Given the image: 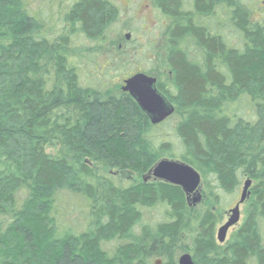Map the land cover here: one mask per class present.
<instances>
[{"label": "trees", "instance_id": "16d2710c", "mask_svg": "<svg viewBox=\"0 0 264 264\" xmlns=\"http://www.w3.org/2000/svg\"><path fill=\"white\" fill-rule=\"evenodd\" d=\"M152 5L167 24L157 90L174 108L156 126L121 90L152 76L135 61L153 45L123 41L112 0L48 20L0 0V264H264V25L243 0ZM85 60L121 83L82 84ZM169 122L175 143L158 133ZM162 159L200 175L197 205L149 176ZM246 180L243 221L218 246L221 198Z\"/></svg>", "mask_w": 264, "mask_h": 264}, {"label": "rangeland", "instance_id": "374dc122", "mask_svg": "<svg viewBox=\"0 0 264 264\" xmlns=\"http://www.w3.org/2000/svg\"><path fill=\"white\" fill-rule=\"evenodd\" d=\"M72 0H28L33 11L37 10L41 12L44 16L45 20H48L49 17L53 18L54 15H57L59 18L62 17V14L67 10L68 4ZM114 4L120 10V20L118 22V26L122 27L121 37L123 41L129 43L133 41V45H137L140 49L141 46L144 48L143 52L148 51L149 48H146V42H150L149 44L153 47L150 48L152 52L146 53L143 57V60L135 61L140 64L138 69H148V73L154 76L156 75L157 80H165L166 74L161 66V61L158 56L161 57L163 41L160 38L161 32L166 27V22L162 19V17L158 14L155 8L152 5V0H112ZM247 5L250 6V9L254 11V19L252 21H258L264 25V0H243ZM129 36L128 40L126 36ZM232 45L236 46L238 42V38L235 33L229 35ZM118 41V40H117ZM117 43V42H116ZM149 45V46H150ZM119 47L125 48L127 47L125 43H121ZM130 47H128L129 49ZM156 51V56L153 57V52ZM85 70L82 74V84L89 85H97V80H100L103 86L117 85L121 83V79L117 73H111L108 78H103L104 69L102 68V64L98 63H90L85 60ZM173 122H169L166 125L158 126V133L162 140H169L171 142L176 141V138L172 132ZM47 153L55 154L56 149L53 147H47ZM243 183L238 190L237 194L234 196H229L226 198H221V204L219 205L217 210L218 214L222 218V225L227 221L229 216V211L234 208L236 203L238 202L239 196L241 194ZM202 187V186H201ZM193 198V196H191ZM191 205L195 206L197 204H193L191 201ZM243 205L240 207V220L238 225L242 223L243 220ZM150 216H156L153 213L149 214ZM73 215H70V218ZM238 225L232 227L227 232V238L229 235L235 231ZM217 230V228H216ZM226 238V239H227ZM156 259H153L150 263L154 264Z\"/></svg>", "mask_w": 264, "mask_h": 264}, {"label": "water", "instance_id": "95a60500", "mask_svg": "<svg viewBox=\"0 0 264 264\" xmlns=\"http://www.w3.org/2000/svg\"><path fill=\"white\" fill-rule=\"evenodd\" d=\"M129 38V36H126ZM156 79L142 73L132 75L123 81L122 92L127 93L138 105L140 110L148 117L152 125H159L167 120L174 112L173 106L157 90ZM149 176L156 181L179 187L192 202H200V175L190 166L177 160L162 159L155 164ZM251 181L243 184L237 204L229 211L227 221L218 229L217 239L222 243L230 228L239 223L240 206L246 201ZM178 264H194L190 255H182Z\"/></svg>", "mask_w": 264, "mask_h": 264}, {"label": "flooded vegetation", "instance_id": "af4514ba", "mask_svg": "<svg viewBox=\"0 0 264 264\" xmlns=\"http://www.w3.org/2000/svg\"><path fill=\"white\" fill-rule=\"evenodd\" d=\"M127 40H128V38H126ZM149 76V75H148ZM150 77H152V76H150ZM152 78H154V77H152ZM156 79V78H155ZM156 87H157V83H156ZM243 212V211H242ZM243 221V220H242ZM241 225V224H240ZM240 225H238V227L240 226ZM222 226V218H221V223H220V225L217 227V230H216V234H215V242H216V245H218V246H225V244H226V242H227V240L229 239V237H230V235H229V237L227 238V235H226V237H225V239H224V241L222 242V243H220L219 241H218V239H217V231H218V229L220 228ZM237 227V228H238ZM227 238V239H226ZM177 263H178V261H177ZM154 264H161V261L160 260H156V262L154 263Z\"/></svg>", "mask_w": 264, "mask_h": 264}]
</instances>
